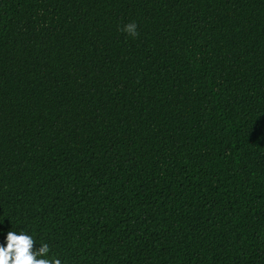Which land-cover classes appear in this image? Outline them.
<instances>
[{
  "label": "trees",
  "instance_id": "trees-1",
  "mask_svg": "<svg viewBox=\"0 0 264 264\" xmlns=\"http://www.w3.org/2000/svg\"><path fill=\"white\" fill-rule=\"evenodd\" d=\"M9 231L62 264H264V0H0Z\"/></svg>",
  "mask_w": 264,
  "mask_h": 264
},
{
  "label": "clouds",
  "instance_id": "clouds-1",
  "mask_svg": "<svg viewBox=\"0 0 264 264\" xmlns=\"http://www.w3.org/2000/svg\"><path fill=\"white\" fill-rule=\"evenodd\" d=\"M137 25L130 23L123 31L132 36H137ZM35 241L31 235L21 231L19 234L9 231L7 235V246H0V264H62L60 259L37 258L47 256L49 245L41 243L38 251L33 252Z\"/></svg>",
  "mask_w": 264,
  "mask_h": 264
}]
</instances>
